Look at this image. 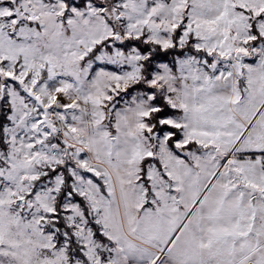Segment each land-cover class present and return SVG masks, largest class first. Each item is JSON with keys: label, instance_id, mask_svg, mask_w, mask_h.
<instances>
[{"label": "snow or ice", "instance_id": "1", "mask_svg": "<svg viewBox=\"0 0 264 264\" xmlns=\"http://www.w3.org/2000/svg\"><path fill=\"white\" fill-rule=\"evenodd\" d=\"M0 264H264V0H0Z\"/></svg>", "mask_w": 264, "mask_h": 264}]
</instances>
